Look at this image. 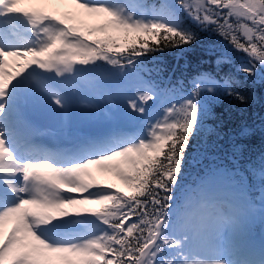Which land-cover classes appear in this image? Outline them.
I'll list each match as a JSON object with an SVG mask.
<instances>
[{
	"label": "snow or ice",
	"instance_id": "snow-or-ice-1",
	"mask_svg": "<svg viewBox=\"0 0 264 264\" xmlns=\"http://www.w3.org/2000/svg\"><path fill=\"white\" fill-rule=\"evenodd\" d=\"M208 31L264 83V0H0V264H264V242L245 240L264 223V156L245 175L217 167L181 184L213 102L248 98L230 74L186 89L145 72Z\"/></svg>",
	"mask_w": 264,
	"mask_h": 264
},
{
	"label": "trees",
	"instance_id": "trees-1",
	"mask_svg": "<svg viewBox=\"0 0 264 264\" xmlns=\"http://www.w3.org/2000/svg\"><path fill=\"white\" fill-rule=\"evenodd\" d=\"M138 2L159 5L162 0ZM199 35V42L189 46L182 56L180 50L155 53L145 64V72H150L161 85L167 82L166 86H171L179 81L186 89L191 86L190 79L200 73L230 74L236 80L237 91L248 99L245 103L235 96H221L213 102V119L207 121L204 133L189 148V155H198L199 162L189 161L181 179L185 186L217 167L231 169L235 166L241 175H245L243 170L258 167L264 156V83L259 75L249 77L235 71L241 62L247 61V57L222 37L212 31ZM208 49H215L217 55L210 57ZM225 50L229 62L218 64V56ZM251 192L256 193L255 189Z\"/></svg>",
	"mask_w": 264,
	"mask_h": 264
},
{
	"label": "rangeland",
	"instance_id": "rangeland-1",
	"mask_svg": "<svg viewBox=\"0 0 264 264\" xmlns=\"http://www.w3.org/2000/svg\"><path fill=\"white\" fill-rule=\"evenodd\" d=\"M115 2H118V3H126L128 2V0H115ZM148 5H153V3H150ZM57 11L59 12H72L74 11L73 7L71 5H54L53 6ZM72 9V10H71ZM81 19L83 20V22L86 24V25H95V24H98L101 22V17L95 15V14H83ZM9 70H12L11 68ZM162 87L163 86H166L165 85H161ZM191 87V86H190ZM189 87V89H190ZM49 138L48 140L46 139ZM43 138V139H41ZM41 142L43 143H46V144H49V142H51L52 144L53 143H56V142H60V143H66L70 138L68 137H56V136H44V137H41ZM54 140V141H53ZM49 141V142H48ZM212 169H215V168H212ZM94 174L96 176V178L102 182V183H112L114 184L116 187H119V188H124V185L122 184V182L117 179L113 174L112 172L110 171H99V170H95L94 169ZM257 200H258V193L256 192L255 194H252ZM91 207H97V205H92ZM253 227H257V229H260V235L261 236H252V229H254ZM263 229V230H262ZM245 240L255 246L256 248H258L260 246V244L262 242H264V223L261 222L259 216L257 215L256 218L254 219V221L251 223L250 225V228L246 234V237H245Z\"/></svg>",
	"mask_w": 264,
	"mask_h": 264
},
{
	"label": "bare ground",
	"instance_id": "bare-ground-1",
	"mask_svg": "<svg viewBox=\"0 0 264 264\" xmlns=\"http://www.w3.org/2000/svg\"><path fill=\"white\" fill-rule=\"evenodd\" d=\"M72 10V9H71ZM66 12V11H65ZM69 12V11H68ZM54 141V140H53ZM49 142V141H48ZM51 145V144H50ZM263 230V229H262Z\"/></svg>",
	"mask_w": 264,
	"mask_h": 264
}]
</instances>
